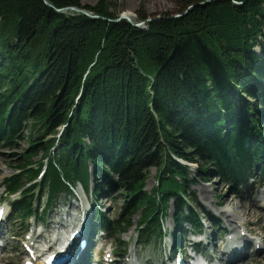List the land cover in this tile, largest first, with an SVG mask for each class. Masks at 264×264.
I'll list each match as a JSON object with an SVG mask.
<instances>
[{
	"label": "trees",
	"instance_id": "1",
	"mask_svg": "<svg viewBox=\"0 0 264 264\" xmlns=\"http://www.w3.org/2000/svg\"><path fill=\"white\" fill-rule=\"evenodd\" d=\"M69 7L100 18L57 11ZM179 14L142 29L116 22L103 1L0 0V147L31 127L29 151L3 181L8 197L20 194L13 221L38 216L44 196L50 208L77 185L90 193L92 166L105 180L97 195L104 185L125 192L122 213L97 215V226L123 236L140 213L137 239L147 243L175 199L177 240L185 226L204 230L188 165L237 187L264 174V0H190Z\"/></svg>",
	"mask_w": 264,
	"mask_h": 264
},
{
	"label": "rangeland",
	"instance_id": "2",
	"mask_svg": "<svg viewBox=\"0 0 264 264\" xmlns=\"http://www.w3.org/2000/svg\"><path fill=\"white\" fill-rule=\"evenodd\" d=\"M82 6L96 7L102 1L108 4L111 10L118 13L119 16L123 15L125 12H130L135 16V21L139 22V14H145L149 19L154 17H161L166 14H173L174 17L180 15L179 13L188 4L190 0H78ZM214 0H207V3ZM192 10V7L190 8ZM190 11V10H189ZM119 17V18H120ZM118 18V19H119ZM260 53V49H257ZM30 133L31 127L26 126L24 130V140L17 141V144L13 147L3 146L0 147V208L9 211L7 216V222L3 226V234L5 239L4 250L2 252L6 254L8 258H15V264H22V262L16 261V258L22 253H26V248L30 245V238L34 232H41V225H47L53 219L55 212H66L70 211L75 215H81L82 207L85 203H93L96 205L97 209L92 214V221L94 224L97 222V215L100 217H105L109 220L117 219V217L122 213L125 204V192L119 191L118 189H109L108 186L104 185L103 192L97 195L95 190L97 185L105 182L104 179H98L95 174V169L91 166V190L87 193L83 190L81 185L77 187L70 194L68 192L61 194L57 201L50 207L46 208L47 196L41 201V209L38 216H32L28 220H15L13 221V208L11 204L20 198V194L13 197H8L6 195L5 188L3 187V181L5 179L11 178L17 173L18 166L21 163L23 155L27 153L30 149ZM47 140V139H46ZM42 158V153L33 159L34 162H39ZM43 161V160H42ZM181 162V161H180ZM184 163V162H182ZM186 165V164H185ZM190 168L191 182L189 185V192L195 193L198 201L192 202L191 208L197 213L204 225V230L201 232V238L197 239L196 236L188 235L189 232L197 235L199 232H195L190 226H185L188 233L184 236V241L186 246H191L194 242H199L204 240L206 233L212 232L215 236L213 240V245L210 246L209 251L213 250L214 254L222 255L223 242L221 239L227 238L228 229H232L231 225L237 224L235 222H225V217H220L218 214L221 211L230 210L231 214L234 215L233 219L239 218L238 212L234 211L235 205H247L248 207H254L251 203L252 198H256L257 195L262 194L264 190V174L254 178L250 181L248 185H243L237 187L234 184H229L218 178L210 177L208 180H202L196 177L195 174L198 170L197 165H188ZM38 167V165H35ZM37 180L28 183L27 187L30 185L39 186L41 183V178H36ZM98 179V180H97ZM158 180L156 178V169H151L150 177L147 181L145 191L150 192L156 188ZM37 188V187H36ZM205 188L206 195H201V189ZM39 187L37 188V192ZM80 197L83 203L79 202L77 197ZM234 199V202L228 203L227 200ZM262 203V202H260ZM78 207V208H77ZM177 205L175 199L170 202L169 205V216L163 221V235L160 237L149 240V242L144 243L137 240V225L140 222V213L135 216L133 227L125 235H114V232L107 233L100 226L95 225V237L98 241L96 245L93 246L91 250V257L95 260L107 259V257H112V252H115L117 246L122 243L127 247V251L124 255H118L114 264H128V258L134 254L140 260L142 264H146L149 261H153L154 264H163L166 262L167 258L165 255V249L170 244V241H174L175 229L177 227V222L175 220ZM255 209L260 211L257 207ZM46 210V213L42 215L41 213ZM40 215L43 217H40ZM67 216L64 218L66 219ZM44 219V220H43ZM257 220L255 217L253 220ZM226 226H223L225 223ZM244 233L248 235L251 239L256 240L259 244L264 247V220L258 223L256 226V235H249L245 228L242 227ZM59 227L57 228V231ZM231 232V231H230ZM188 236V237H187ZM194 241V242H193ZM192 242V244L190 243ZM203 244L200 245V248ZM200 248H197L199 250ZM214 248V249H213ZM203 249V248H202ZM264 249V248H263ZM215 250V251H214ZM254 250V248L252 249ZM189 254L191 249H187ZM134 258L131 257V260ZM135 260V259H134ZM139 262V264H141ZM215 264H228L227 261L217 260ZM245 264H264V254L258 253L253 254L250 259Z\"/></svg>",
	"mask_w": 264,
	"mask_h": 264
},
{
	"label": "bare ground",
	"instance_id": "3",
	"mask_svg": "<svg viewBox=\"0 0 264 264\" xmlns=\"http://www.w3.org/2000/svg\"><path fill=\"white\" fill-rule=\"evenodd\" d=\"M71 12L81 13L73 10H62V12L60 13L67 14ZM124 15L129 17L132 21L136 20L135 16L130 12H125ZM206 192L207 191L205 190V188L201 189V195L205 196ZM77 198L79 199V202L83 203L82 199L79 196ZM227 202H234V199L227 200ZM251 203L254 205V207H248L246 204L235 205L234 211L240 214L238 215L239 218L237 219H233L234 215L231 214L230 210H226L224 212L221 211L218 214V216H220L221 218L225 217V222L227 223L235 222V220V223H237L235 224V226L231 225L232 229H228L227 238L221 239V241H224L223 249L221 250L222 255H218L217 253L214 254L215 252L213 253V250L209 251L210 246L213 245V240H215V236L212 232L208 231L204 240L202 241H193V244L192 242H190L192 244L190 247L186 246V243L183 240L184 236L188 233L185 232L178 241H176L175 239L174 241H170V244H168V247L165 249L167 261L163 264H215L217 260L227 261L228 264H245L253 254H264V247H262L259 242L251 239L248 235H246L242 229V227H244L245 231L249 235H256V226H258L259 222L264 220V190L262 194L257 195L256 198H252ZM83 206L84 207L81 208V215L79 216L71 212L72 206L69 207L70 211L55 212L50 223L44 226L41 225V232L36 231L33 233L29 245L30 252L33 251L35 256L40 249L39 247H44L45 244L47 245L48 243H53L52 246L58 245L57 243L60 242L59 240H61L63 232L66 233L71 229L67 232V236H69L79 229L80 235L74 241L77 244V247L76 250L74 249L73 255H71V259L68 264H112L113 259L111 257H107V261H105V259L103 261L98 259L94 260L91 257L90 252L93 249V246L97 244V240L94 239V227L96 224H94L92 221V214L97 209V207L93 203H85V205ZM255 207H257L262 212H258ZM8 214V210L0 208V264H15V258H8L6 254L2 252L5 245L3 226L7 222ZM65 216H67L66 219L64 218ZM255 217H257V220H253ZM78 223L80 224L78 225ZM223 226H226V223ZM58 227L59 230L57 231ZM188 235L196 236L197 239L203 237L202 235L198 234L194 235V233L192 232H189ZM80 242H87V247L83 248L80 245ZM60 244H62V242ZM202 244L203 249L200 248V245ZM188 248L191 249L190 254L186 251ZM197 248L200 249L197 250ZM253 248L254 250H252ZM53 251L54 250H52V252ZM30 252L28 251L26 253H22L16 258V261H21L23 264H25L27 259L31 257ZM131 257L135 260H131ZM116 258L117 257L114 258V261L116 260ZM139 262L140 260L136 257V254H134L133 251L130 258H128V264H139ZM146 264H154V262L151 260Z\"/></svg>",
	"mask_w": 264,
	"mask_h": 264
},
{
	"label": "water",
	"instance_id": "4",
	"mask_svg": "<svg viewBox=\"0 0 264 264\" xmlns=\"http://www.w3.org/2000/svg\"><path fill=\"white\" fill-rule=\"evenodd\" d=\"M216 1V0H214ZM47 2V1H46ZM210 2V1H209ZM48 5H50L48 2H47ZM236 5H238L239 3L238 2H235ZM191 8V7H190ZM62 10H73V11H77V12H81L91 18H94V19H99L100 17L99 16H94L92 15L91 13L85 11V10H82V9H79V8H76V7H69V8H65V9H58L57 11L59 12H62ZM191 10V9H189ZM189 10L185 13V15L188 14ZM179 17H182V15H177L175 16L174 18H179ZM159 18V17H158ZM157 18V19H158ZM122 20H126L128 21L129 23H131L133 26H135L136 28H142V29H146V23L147 22H152L153 19H149L147 20L146 22H133L129 17H127L126 15H121V17L119 19L116 20V22H119V21H122Z\"/></svg>",
	"mask_w": 264,
	"mask_h": 264
}]
</instances>
